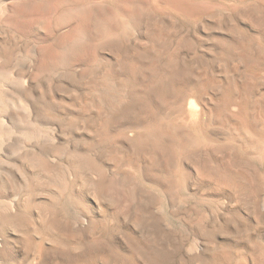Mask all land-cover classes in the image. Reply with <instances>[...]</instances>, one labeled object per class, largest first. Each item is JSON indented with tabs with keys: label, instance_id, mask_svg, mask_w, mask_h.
<instances>
[{
	"label": "rangeland",
	"instance_id": "374dc122",
	"mask_svg": "<svg viewBox=\"0 0 264 264\" xmlns=\"http://www.w3.org/2000/svg\"><path fill=\"white\" fill-rule=\"evenodd\" d=\"M34 2L39 5L41 0ZM134 2L156 13L139 21L148 26L147 35L155 43L147 53L138 45V56L146 58L135 57L137 65H151L150 75L165 76L162 65L175 61L178 70L173 74H180L183 82H194L199 72L222 81L217 61L230 58L238 40L258 43L250 46L252 55L264 51V0ZM59 12L53 7L6 18L0 7V219L8 221L0 223V264H264V133L245 134L219 121L195 93L186 108L174 107L159 116L154 128L145 129L137 117L119 108L128 99L126 93H120L118 107L113 102L112 93L128 77L124 70L113 72L108 61H100L111 82L102 88L62 69L58 45L50 36L59 30ZM119 12L129 14L127 8ZM41 15L49 19L42 23ZM152 19L162 20L167 28L191 27L195 35L177 43V33L158 31ZM5 23L37 45L31 72L28 65H20L36 112L23 98V89L5 83L6 74L27 54L23 47L4 50L9 43L3 35ZM38 24L46 31L37 32ZM64 37L73 38L71 33ZM79 38H94V33L86 30ZM137 39L148 42L139 32ZM247 64L252 66L251 61ZM245 66H239L241 73ZM97 67L93 63L88 71L94 73ZM13 75L20 80L19 73ZM150 142L166 154L148 164L131 149L134 145L141 151ZM192 145L204 153V162L195 167L186 159ZM105 153L107 160L101 158ZM76 163L101 182L95 198L85 197L68 180ZM112 219L116 222L110 223Z\"/></svg>",
	"mask_w": 264,
	"mask_h": 264
},
{
	"label": "clouds",
	"instance_id": "9594fccd",
	"mask_svg": "<svg viewBox=\"0 0 264 264\" xmlns=\"http://www.w3.org/2000/svg\"><path fill=\"white\" fill-rule=\"evenodd\" d=\"M0 7L3 8L6 18L17 17L20 14L31 15L38 11L44 13L50 8H59V15L55 16V19L58 21L56 27L59 30L50 33V36L52 43L58 45L57 55L61 60L62 69H69V74L72 76L79 74L81 80L95 81L102 88H108L111 85L106 78V70H101L102 65L99 62L108 61L112 66L111 70L118 73L120 71L119 64L121 61L126 59L132 60L134 57L144 59L143 56H138L137 46L140 44V40L137 39V32L143 38L148 39V26L139 23V21H142L145 17H156V13L152 12L150 8L140 7L135 4L134 0H122L120 3H117L116 0H41L39 5L34 0H8L7 3H4V0H0ZM241 7L246 6L241 5ZM121 8H127L129 14L122 16L119 12ZM227 18L230 23L233 22L231 14H228ZM48 19L49 17L41 15L42 23ZM151 23L158 31H167L169 34L173 32L177 33V43L183 42L186 37H189L190 33L195 35L193 29L188 26L181 29H176L174 26L167 28L160 19H152ZM175 24L176 21H173V25ZM113 25H115L117 30H113ZM36 30L37 32L46 31L39 24L36 25ZM86 30L94 33V38L80 39L79 33L85 32ZM64 33H71L73 38L64 37ZM180 33L183 34L180 35ZM3 35L5 40L9 42L3 45L6 52L23 47L27 53L12 68L11 72L6 74L5 83H15L27 95H31L24 81V76L27 73H25L20 65H28V72H31L32 58L37 45L33 43L31 38L26 39L17 31H13L8 27L7 23H5V32ZM152 50L155 52V48ZM105 53L109 55H104ZM156 55L159 56L160 54L157 52ZM93 63L98 64L97 71L94 73L88 71L89 66ZM162 67L167 72L174 73L176 70V62L169 61L164 63ZM185 67L187 68V65ZM13 73H19L20 80L17 81ZM61 74V72L57 73V75ZM186 74L191 75V72ZM193 95L185 97L183 105L185 108L188 101L193 98ZM16 99L19 101L20 97ZM77 130L79 131V129ZM100 151L104 153L102 147ZM187 152L186 159L193 162L194 167L196 164L204 162V153L197 151L195 145L189 146ZM101 158L107 160L106 153ZM121 160L123 161L124 158L121 157ZM121 168L123 171L128 170L127 165H122ZM115 171L114 168V174ZM68 180L74 181L76 191L83 192L85 197L93 198H95V190L101 183L93 177L90 170L82 167L78 163L74 164L71 172L68 173ZM102 199L107 201L109 207L113 206L112 201L108 200L107 197H103ZM97 211H102V209H97ZM7 222L6 219L3 221L5 224ZM115 222V219L110 220V223Z\"/></svg>",
	"mask_w": 264,
	"mask_h": 264
},
{
	"label": "bare ground",
	"instance_id": "6f19581e",
	"mask_svg": "<svg viewBox=\"0 0 264 264\" xmlns=\"http://www.w3.org/2000/svg\"><path fill=\"white\" fill-rule=\"evenodd\" d=\"M243 39H245V38H243ZM243 39L238 40V43L236 45L237 47L235 48V51H232V53L230 51V53L232 54V56L230 58H228V59L220 58L217 61V64L214 61L215 64L219 67V69L223 73V78H222L223 80L221 79L222 81H218L215 78L216 76L215 77L213 76L214 74H205V73L199 72V74L196 75V77H195L196 80L194 82H191V83L190 82H183L180 80V78H178V75H180L178 73H177V75H175L173 73L167 72V74H165V76L163 75V77L150 75L149 73L151 70V68H150L151 65L150 66H148L146 64L137 65L136 64L137 59H135V57L132 58V60L126 59L124 61H121L119 64L120 65V71L124 70L127 73L128 77H126V81H124V82L120 81V83L117 87V92H115L116 95H115V93H112L113 94L112 95L113 102L118 107L119 106L118 102H121V99H122L120 96V93H122V94L126 93L128 95V99H126V101L121 103V104H124V107H123V105H120L121 107L119 106V108H122L123 111L130 113L132 117H137L138 121L140 123L144 124L145 129H150V128H154V126L156 125L155 122H156V120H158V118H159V116H161V114L166 115V113H169L172 109H174V107H177V108L183 107L185 96L188 94H191V93H195L197 96V100L199 102H201L205 106V108H207L208 113L211 116H213L214 118H216L219 121H222L224 123H228L229 125H232V127L236 128L240 131H243L245 134L247 133V134H260V135H262L264 133L263 132V129H264L263 128L264 127V125H263L264 120L263 119L264 118L261 114V112H262L261 110L264 109V98H262V96L259 97V94L261 93V92L259 93V91H260L259 83H262L264 81V77L260 76V74H262V72L264 70V53H263L264 51L258 50L256 55L250 54V51H249L251 48L250 46L252 45V47H253L258 43H256V41L253 42V41H249V40H248L249 42H246ZM147 40H148L147 43L139 44L140 46L141 45L143 46L142 48H144L142 52H146V53L150 51L151 47H153V46H151V44L155 43L153 38L148 37ZM218 44L221 45L220 43H218ZM224 44H226V42ZM228 47H229V45H228ZM259 48H261V46H259ZM225 50H227V49H225ZM230 50H232V49H230ZM138 54H140V53H138ZM226 54H228V53H226ZM126 61L128 62V64H126L127 63ZM167 61H168V59H167ZM226 61H228L231 66L227 65L228 62L223 64V62H226ZM247 61H251L252 66H249L247 64ZM231 62H232V64H231ZM235 62H238L237 65H233V63H235ZM199 63H200V61H199ZM248 63H250V62H248ZM154 65H155V63H154ZM154 65H152V66H154ZM240 65L241 66L246 65L245 66L247 68L246 72H243L241 70L243 72V73H241L239 71ZM210 66L212 67V65H210ZM204 68H205V66H204ZM155 69H156V66H155ZM196 69H198V68H196ZM192 71H194V70H192ZM249 71H253V72L250 73ZM208 72H209V69H208L207 73ZM210 72H213V71H210ZM181 76H182V74H181ZM234 76L238 77V78L240 77L241 80L238 82H235L236 80L233 81L232 78ZM158 81H159V83H157ZM261 85L262 84H260V86ZM23 95H24L23 98H25L26 101L29 102L30 106L33 108V111L36 112V102L34 100L33 93L31 92V95H27L26 93ZM82 107L83 108L85 107L84 104L82 105ZM233 107L236 109H233ZM119 108H118V110H119ZM84 111H83V113H84ZM157 127H159V126H157ZM168 139H169L168 141L174 142L172 139H170V138H168ZM128 140L130 142L135 143V140L132 138H128ZM131 150L133 151V155H136L137 157L142 156V158L148 164L153 163V161L155 159H163L164 157H162V156H165V154H166V151L159 144H156L153 142H150L141 151H139V150L137 151V148L134 145H132ZM169 164H171V161H169ZM2 222H3V220L0 219V223H2ZM224 258H226V257H224ZM220 259H221V257H220Z\"/></svg>",
	"mask_w": 264,
	"mask_h": 264
}]
</instances>
